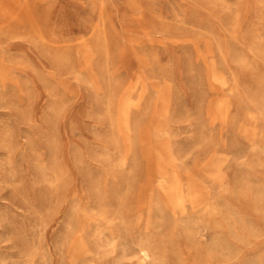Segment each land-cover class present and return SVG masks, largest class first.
Listing matches in <instances>:
<instances>
[{"label": "rangeland", "instance_id": "obj_1", "mask_svg": "<svg viewBox=\"0 0 264 264\" xmlns=\"http://www.w3.org/2000/svg\"><path fill=\"white\" fill-rule=\"evenodd\" d=\"M0 264H264V0H0Z\"/></svg>", "mask_w": 264, "mask_h": 264}]
</instances>
